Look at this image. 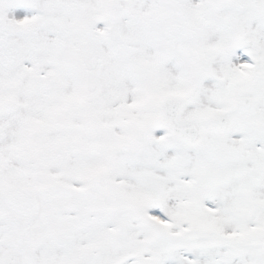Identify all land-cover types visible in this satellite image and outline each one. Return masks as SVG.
Here are the masks:
<instances>
[{
  "label": "snow or ice",
  "instance_id": "obj_1",
  "mask_svg": "<svg viewBox=\"0 0 264 264\" xmlns=\"http://www.w3.org/2000/svg\"><path fill=\"white\" fill-rule=\"evenodd\" d=\"M0 264H264V0H0Z\"/></svg>",
  "mask_w": 264,
  "mask_h": 264
}]
</instances>
